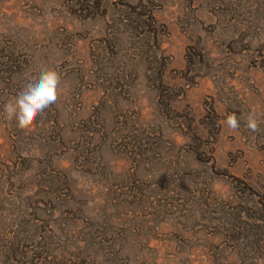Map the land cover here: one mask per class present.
Instances as JSON below:
<instances>
[{
  "label": "rangeland",
  "instance_id": "374dc122",
  "mask_svg": "<svg viewBox=\"0 0 264 264\" xmlns=\"http://www.w3.org/2000/svg\"><path fill=\"white\" fill-rule=\"evenodd\" d=\"M249 111L264 0H0V264H264V123L220 124Z\"/></svg>",
  "mask_w": 264,
  "mask_h": 264
},
{
  "label": "clouds",
  "instance_id": "9594fccd",
  "mask_svg": "<svg viewBox=\"0 0 264 264\" xmlns=\"http://www.w3.org/2000/svg\"><path fill=\"white\" fill-rule=\"evenodd\" d=\"M61 91L60 74L54 69H42L38 76L28 79L18 94L5 103L4 118L10 122L15 121L21 130H31L41 113L57 103ZM241 119L244 126L253 133L258 132L260 124L264 123L257 112L249 111L243 117L229 114L220 124L236 131L241 127Z\"/></svg>",
  "mask_w": 264,
  "mask_h": 264
}]
</instances>
